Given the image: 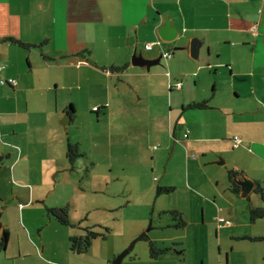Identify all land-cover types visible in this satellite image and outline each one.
Instances as JSON below:
<instances>
[{
  "label": "crops",
  "instance_id": "0c3cea01",
  "mask_svg": "<svg viewBox=\"0 0 264 264\" xmlns=\"http://www.w3.org/2000/svg\"><path fill=\"white\" fill-rule=\"evenodd\" d=\"M164 15L180 30L172 42L161 41L156 32ZM194 37L201 43L197 59L189 50ZM147 42L155 44L147 50ZM178 46L182 48L174 50ZM229 49L236 55L222 60ZM134 51L150 59L164 51L171 56L162 55L160 64L147 70L131 64ZM0 66V76L17 81L15 86L0 84V178L13 196L8 207H0V231H9L1 264H112L120 250L131 251L146 233L130 236L132 243L120 246L98 238L86 252L77 253L69 238L81 235L82 229L57 223L47 213L48 223L63 228L40 232L27 227L26 217L34 216L36 204L68 208L47 195L53 186L60 196L68 193L75 168L86 169V154H94V144L98 156L121 158L118 178L127 186L135 185L131 177H138L136 187L124 190H145L153 198L149 227L156 218L153 228L167 230L166 238L146 234L176 243L165 255L185 254L170 227L213 224L217 216L231 221L216 226L220 244L222 239L252 241L246 236L264 235V220L249 218L250 208L263 205L262 199L253 191L242 199L232 191L228 176L231 169L246 173L264 187V0H0ZM178 81L181 87L172 88ZM203 100L207 107H188ZM66 114L70 123L63 128L59 121ZM234 135L241 138L237 147L232 146ZM69 142L83 153L73 168L66 157ZM214 153L225 164L209 175L205 161L214 160ZM91 157L89 165L95 166ZM151 172L160 178L154 180ZM158 186L173 190L157 195ZM72 188L80 189L76 183ZM179 188L191 204L164 198L177 195ZM123 197L131 201V196ZM10 209L20 212L16 221L22 228H10ZM173 210L181 213L183 227L173 226ZM255 225L261 231L253 230ZM241 247L243 243H230L225 248V264H231ZM254 264H264V251Z\"/></svg>",
  "mask_w": 264,
  "mask_h": 264
},
{
  "label": "rangeland",
  "instance_id": "374dc122",
  "mask_svg": "<svg viewBox=\"0 0 264 264\" xmlns=\"http://www.w3.org/2000/svg\"><path fill=\"white\" fill-rule=\"evenodd\" d=\"M227 52V54H222V60L226 59V57L228 56L233 57L236 55L235 51L232 49H229ZM86 136L93 138L95 141V137H93V134L91 135L86 132ZM90 141L91 140H86V143ZM93 147L94 154H86V169L85 167H83L82 169L75 168L73 173V180L66 185V187H68V193H66V195L60 196L57 194L58 188L53 189V186L51 188L52 191L50 195H47V200L53 199L56 202L61 203L62 205H67L70 211V217L74 221H82V228L94 225H103L111 228V233L107 236V239H100L102 242H111L113 244H116L115 246H120L122 245V243L131 244L132 241L129 237L136 235L133 237L137 238L139 233H141L142 231H145L150 237H164L165 239V232L167 230L163 232L153 228L155 225H157L156 218L152 223V228L149 227L150 222H152L150 215L154 204L153 198L149 199L146 196L147 192L145 190L139 191L138 189H133L132 193H129L128 189L124 190L125 187H136L138 184V177H131L130 179L134 180L135 185L130 184L127 186L124 178H118V174L121 170V166L119 165L121 162V158H116L115 155H113L112 157L98 156L99 146H96L94 144ZM91 155H93V158L96 161L95 166H93L94 164L89 165L90 159L92 158ZM202 159H204V156H202ZM222 159L224 160V163L222 164L212 163V158L205 161L209 166V175H213V173H215L219 168L224 167L225 159L223 157ZM164 161L165 160L163 159V162ZM110 163L113 164L112 168L110 167ZM153 163L154 165H156V158L153 159ZM174 164L176 166L179 164L178 159L174 160ZM181 164L183 165V163ZM148 168L151 171V166H149ZM174 170L175 169L170 162L168 165V171L170 173H173ZM223 172V176L227 180V170H224ZM143 175V179H145L146 167L143 168ZM151 177H154V180H158L160 178V175L157 172H151ZM50 178L53 179V174L50 175ZM218 181L220 184V180ZM176 182H180V180L177 179ZM73 183H76V185L80 187L79 191H74V189L72 188ZM213 184L215 188V181ZM72 189L74 193L80 192L79 196H74ZM0 191L4 195L2 197L0 196V207L2 205L3 207L4 205L8 207L9 203H7V201L13 199V196H11L9 185L3 178H0ZM123 196H131V201L128 202L127 199ZM164 198H168V202H174L175 200L179 199L181 200V202L183 200H186L187 203H192V201L188 202L190 201V199L186 197L185 193L181 192L180 188L177 191V195H167ZM158 205L160 206V204ZM37 206L41 208V211L38 210ZM22 207L23 205L20 206V209ZM35 208L36 209L34 211V216H27L25 220V223L29 229L41 230L40 232H42L43 230L48 231L54 230L56 228H63V226H60L54 222L48 223L46 214L44 215V213H47L48 207L45 208L42 203H39L35 205ZM19 213L20 212H16L15 210H9L10 228L13 230L23 227L16 221V217ZM51 218L54 219L53 217ZM216 226L217 223L216 221H214L213 224L209 222L198 225L189 224L187 226V229L185 227L181 229L170 227L168 229L169 232L170 230H174L171 232H174L177 235V238L182 241V245L180 246H183V248L185 249V254L183 255V257L181 256V254L170 251L168 255L163 254L160 255L156 260H151L149 257V246L147 241L136 239L133 249L126 254L121 264H124V262H130L132 259L137 260L138 262H140V264H148L151 261H154L155 264H202L201 259H203V264H225V248L230 249V243H234L236 246H238V244L240 243L244 244V247H241L240 252L235 251L233 253L234 259L232 260L231 264H254L256 259H258L260 257V254L264 251V240L238 241L227 238L224 242L222 239V242L220 244V237L219 234H217ZM68 228L71 227L69 226ZM253 230L261 231V228L255 225L253 227ZM220 235L222 237V234ZM154 241L159 244V247L163 246L165 243V246H170L172 248L175 247L173 243H171L172 241H169V243L165 240H161L160 242L157 241V238L154 239ZM219 248H221V251L223 252L222 254H220ZM126 249L127 248H123L122 250H120V252ZM120 252H118L117 254H119ZM1 254L2 253L0 251V255ZM182 258L185 259L182 260ZM181 261L185 262L181 263ZM1 263L2 260H0V264Z\"/></svg>",
  "mask_w": 264,
  "mask_h": 264
},
{
  "label": "trees",
  "instance_id": "16d2710c",
  "mask_svg": "<svg viewBox=\"0 0 264 264\" xmlns=\"http://www.w3.org/2000/svg\"><path fill=\"white\" fill-rule=\"evenodd\" d=\"M3 40H9L10 42L18 43L23 47L30 46L29 43H25L13 37H4ZM206 103L207 101L205 100L200 102H193L190 105H188V107L204 108L207 107ZM80 156H83V153L80 151L77 144L69 142L67 145L66 157L68 159L71 168H73V164L75 160ZM1 162L2 159L0 158V164ZM228 174L230 180V187L234 193L238 194L239 186L232 180V178L236 176L238 172L231 169L228 171ZM172 190H173L172 186H158L156 189V194L157 195L166 194L171 192ZM253 192L257 193L260 196V198L263 201V205L253 206L250 208L249 218L250 221L252 222L256 221L257 219H264V187L256 183ZM171 212L173 218L175 219V223L173 224V226L179 228L183 227L185 225V221L183 220L181 213L178 212L177 210H173ZM47 216L53 217L58 223L62 225L74 226L76 228L82 229L83 233L81 235H74L69 238L70 249L77 253L86 252L94 240L98 238L105 239L111 231V229L107 226L94 225V226L82 228L80 223H72L70 220L68 208L66 206L47 208ZM138 238L147 241L149 246V257L151 259H156L160 255H163L167 251L172 249V247L170 246H165L166 244L159 247L158 246L159 244L156 241L150 239L146 233L140 234ZM246 238L252 241H262L264 240V235L254 236V237L246 236ZM8 239H9V231L7 230V228H3L0 231V251L6 249ZM173 245H176V243H173Z\"/></svg>",
  "mask_w": 264,
  "mask_h": 264
},
{
  "label": "water",
  "instance_id": "95a60500",
  "mask_svg": "<svg viewBox=\"0 0 264 264\" xmlns=\"http://www.w3.org/2000/svg\"><path fill=\"white\" fill-rule=\"evenodd\" d=\"M157 35L159 39L163 42H172L179 38L180 30L173 25V20L170 18L169 15H164L162 17V23L156 28ZM182 48L180 46L174 47L175 49ZM201 48V43L198 38L194 37L189 41V50H190V56L193 59H197L199 55V51ZM162 54H159L156 58L150 59L143 56L141 52H133L131 56V64L145 67L147 70L155 64H160V58ZM59 123L63 128H65L69 123V115H64L60 119ZM221 154H215V159L211 161L212 163H218L222 164L224 163V160L222 159ZM224 158V157H223ZM232 180L239 186V192L238 195L242 198L247 197L255 188L256 183L252 178H250L246 173H238L236 176L232 178ZM2 227V222L0 221V229ZM129 252V250H123L119 254H117L114 259L112 260V264H121L123 258L126 256V254Z\"/></svg>",
  "mask_w": 264,
  "mask_h": 264
},
{
  "label": "built area",
  "instance_id": "2783aa9c",
  "mask_svg": "<svg viewBox=\"0 0 264 264\" xmlns=\"http://www.w3.org/2000/svg\"><path fill=\"white\" fill-rule=\"evenodd\" d=\"M154 44H155L154 42H147V43L144 44V48L149 50V49H151L153 47ZM162 55L164 57L168 58V57L171 56V52L170 51H164V52H162ZM0 70H2V66H0ZM16 83H17V81L13 77L5 78V77L0 76V84H6V85H9V86H15ZM171 87L172 88H180L181 87V82L178 81V82L172 84ZM94 110H98V108L95 107ZM186 135H187V130L184 133V136H186ZM240 143H241V138L238 135H234L233 138H232V146L233 147H237ZM215 221H216L218 226H227V225L231 224V221L229 219L224 218V217H220V216H217L215 218Z\"/></svg>",
  "mask_w": 264,
  "mask_h": 264
},
{
  "label": "clouds",
  "instance_id": "9594fccd",
  "mask_svg": "<svg viewBox=\"0 0 264 264\" xmlns=\"http://www.w3.org/2000/svg\"><path fill=\"white\" fill-rule=\"evenodd\" d=\"M22 205V204H21Z\"/></svg>",
  "mask_w": 264,
  "mask_h": 264
}]
</instances>
